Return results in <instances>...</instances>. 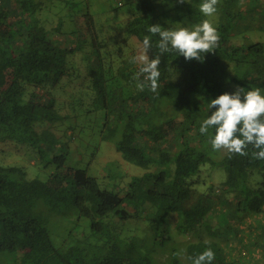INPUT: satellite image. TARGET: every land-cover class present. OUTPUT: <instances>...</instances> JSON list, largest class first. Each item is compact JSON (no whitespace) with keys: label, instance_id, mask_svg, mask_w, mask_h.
I'll list each match as a JSON object with an SVG mask.
<instances>
[{"label":"trees","instance_id":"obj_1","mask_svg":"<svg viewBox=\"0 0 264 264\" xmlns=\"http://www.w3.org/2000/svg\"><path fill=\"white\" fill-rule=\"evenodd\" d=\"M223 1L238 4L242 0ZM202 2L187 0L182 4L189 6L191 26L208 19L219 32V46L204 58L202 54L203 62L186 60L176 52L160 55L156 47L159 36L148 31L150 25H157L154 0H139L138 12L127 22L126 32L141 44L145 36L151 38L149 58L160 55L157 92L147 85L143 91L137 88L134 76L141 65L127 61L120 74H114L100 50L94 52L91 88L97 100L107 101L115 114L116 150L126 161L146 170L133 179V189L126 196L103 189L83 169H69L65 176L50 174L44 181L30 179L20 167L0 166V258L6 254L8 264H192L190 258L211 248L215 253L212 264H232L225 258L229 248L264 250V173L256 188L248 186L256 171L264 172V160L252 158L249 146L247 156L227 152L215 161L202 148L215 130L209 129L208 135L199 131L210 115L208 103L212 99L237 87L264 89V44L229 43L234 34L233 19L239 18L240 12H224L215 22L200 12ZM38 7L33 0H0V142L34 145L35 124L59 118L51 88L60 83L67 68L62 63L64 56L38 24ZM88 17L93 28L94 20ZM116 78L129 89L120 99L112 88ZM139 79L143 81V75ZM199 100H205L203 105ZM67 153L62 149L54 154L53 162L63 166ZM207 163L225 169L227 180L223 188L211 185L199 192L201 182L192 177L207 169L201 170ZM171 164L175 165L174 177L167 183ZM161 166L167 169H158ZM135 198L144 207L141 215H132L124 207L126 200ZM37 203L58 214L73 209L80 219L92 220L90 233L86 230L75 236L70 232L66 246L57 248L45 221L35 211ZM172 212L181 215L182 228L198 235L187 244L185 261L170 247L173 237L166 223ZM214 216L221 222L216 226ZM246 218L249 225L255 221L261 232L254 235L246 232L245 226L240 230L239 225H247ZM128 219L133 221L123 230L112 227ZM138 219L146 223L143 231L133 224ZM169 247L174 252L160 261L159 254H165Z\"/></svg>","mask_w":264,"mask_h":264},{"label":"rangeland","instance_id":"obj_2","mask_svg":"<svg viewBox=\"0 0 264 264\" xmlns=\"http://www.w3.org/2000/svg\"><path fill=\"white\" fill-rule=\"evenodd\" d=\"M33 1L39 4V12L36 15L39 26L45 29L47 39L59 50V55L64 56L62 63L67 68V74L60 83L51 88V97L55 101V111L59 118L43 120L35 124L36 143L34 145L31 142H0V166L20 167L26 171L30 179L39 177L44 181L50 174L65 176L69 169H83L89 176L96 178L101 188L126 196L133 189L131 187L133 179L143 175L146 170L126 161L116 150L119 135L114 133L116 129L115 114L111 113L112 107L108 106L107 101L97 100V95L91 88L89 72L94 64L96 49L100 50L106 66L107 64L111 65L110 68L114 74H120L119 69L123 63L133 62V58L140 54L141 42L126 32L127 22L139 10V0ZM154 2L157 25L166 29L194 28L189 24V6L187 8V5H183L179 0H154ZM218 8V12L221 10V16L216 12L209 17L210 20L214 19L215 22H218L224 12L228 14L229 12H240L239 18L233 19L234 34H232L229 43L238 41L240 44L247 43V45L250 43L264 44V30H262V28L264 29L262 27L264 26V0H254L248 3L246 0H242L238 4H229L219 0ZM248 8L257 12V16H253L252 12L248 13L250 12ZM88 16L94 20V31L88 21ZM112 81V88L117 90L115 96L118 99L129 94V89L122 85L121 78ZM112 101L120 102L122 100ZM204 101L199 100L198 104L203 105ZM202 148L215 161H219L227 155L226 151L214 150L209 140ZM62 149L68 151L67 158L63 166H57L52 159L54 154ZM203 168L207 169L203 170ZM158 169L166 170L167 167L161 166ZM174 169L175 165L171 164V171L167 174V183L173 180ZM201 170L203 171L192 177L193 179L199 178L198 180L201 182L197 188L199 192L211 185L223 188L222 185L227 180L225 169L212 167L210 163H207ZM263 173L256 171L248 182V186L252 189L256 188L262 181ZM66 183L63 187L67 190ZM64 188L62 189L65 190ZM66 190L65 194L68 197L69 192ZM140 204L138 198H135L130 201L126 200L124 207L132 215H141L144 207ZM35 211L45 221L57 248L66 246V239L70 232L77 236L82 235L86 230L89 233L91 231L92 220L80 219L73 209H67L58 214L48 206L43 207L37 203ZM67 211H71L72 215ZM180 216L177 212H172L167 219L166 227L171 229L173 237L170 247L173 250H178L180 258L185 261L186 246L194 242L198 235L182 228L184 222L181 223L183 219L182 217L179 219ZM106 218L96 220L105 221ZM262 218L263 216L259 220L261 221ZM246 219L247 225L245 223L239 225L240 230L245 226L246 232H252L254 235L261 232L255 221L249 225V218ZM130 221L133 219L125 220V222L119 220L118 225L112 227L119 228L118 231H120ZM134 221L133 224L137 230L143 231L146 226L144 220ZM212 223L216 226L221 222L214 216ZM201 226L202 224L199 228ZM234 228L236 229V226ZM170 247L169 251L166 250V255L159 254L160 261H164L168 255L170 256L174 252ZM262 250L263 248L254 249L252 252L247 249L239 251L232 247L226 250L225 258L232 264H264ZM8 263L9 258L6 254H2L0 264Z\"/></svg>","mask_w":264,"mask_h":264},{"label":"clouds","instance_id":"obj_3","mask_svg":"<svg viewBox=\"0 0 264 264\" xmlns=\"http://www.w3.org/2000/svg\"><path fill=\"white\" fill-rule=\"evenodd\" d=\"M179 2L184 3L185 0ZM218 4L219 0H203L200 12L205 17H211L217 12ZM148 31L159 36L156 47L160 55L176 52L189 61L203 62L204 56L214 52L220 41L218 30L208 19L192 29H166L160 25H150ZM151 47V38L145 36L140 54L133 58L134 63L141 65L134 79L137 80L139 90L143 91L147 85L152 92H157L160 55L150 59L147 53ZM141 75L143 81L139 79ZM208 107L210 115L203 120L199 131L202 135H208L209 129L215 130L214 136L209 140L214 150L247 156L251 146L252 158L264 160V89L253 87L246 90L237 87L232 93L225 92L212 99ZM213 109L215 110L212 111ZM190 259L192 264H212L215 253L209 248Z\"/></svg>","mask_w":264,"mask_h":264}]
</instances>
